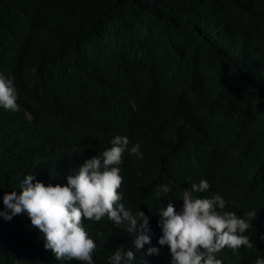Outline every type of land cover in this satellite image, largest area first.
Listing matches in <instances>:
<instances>
[{
  "label": "trees",
  "instance_id": "16d2710c",
  "mask_svg": "<svg viewBox=\"0 0 264 264\" xmlns=\"http://www.w3.org/2000/svg\"><path fill=\"white\" fill-rule=\"evenodd\" d=\"M0 72L14 78L20 105L0 109V197L19 194L26 174L65 184L122 131L144 153L120 173L123 201L150 216L151 245L160 248L141 264L170 258L157 244V207L179 210L182 191L210 177L230 182L222 188L229 211H256L245 217L254 247L219 257H264V0H0ZM162 183L173 191L157 198ZM85 228L95 264L132 247L107 217ZM0 264L62 262L22 213L0 218Z\"/></svg>",
  "mask_w": 264,
  "mask_h": 264
},
{
  "label": "clouds",
  "instance_id": "9594fccd",
  "mask_svg": "<svg viewBox=\"0 0 264 264\" xmlns=\"http://www.w3.org/2000/svg\"><path fill=\"white\" fill-rule=\"evenodd\" d=\"M17 101L14 78L0 72V109L18 111ZM139 142L135 136L116 131L105 148L70 170L63 185L45 184L35 179L37 174H26L19 183V194L14 190L0 197L4 205L0 218L7 222L17 214H26L31 225L42 233L44 248L50 249L62 264L72 260L95 264L97 245L85 221L98 222L104 217L114 228L130 234L132 244L130 248L118 247L107 258V264H141L144 257L158 255L160 248L151 245L150 216L139 207L133 212L123 201L125 180L122 182L120 173L124 174L129 156L143 158ZM172 191L170 183L157 184L155 188L157 198H166ZM180 199L183 204L179 210L169 202L158 206L155 213L161 231L157 244L167 246V263L233 264L219 257L226 252L222 249L229 248L235 254L242 246L254 247L246 234L250 223L245 217L252 219L256 211L242 216L229 211L228 200L215 179L191 182ZM145 245L150 246L141 251ZM253 264H264V257L258 255Z\"/></svg>",
  "mask_w": 264,
  "mask_h": 264
},
{
  "label": "bare ground",
  "instance_id": "6f19581e",
  "mask_svg": "<svg viewBox=\"0 0 264 264\" xmlns=\"http://www.w3.org/2000/svg\"><path fill=\"white\" fill-rule=\"evenodd\" d=\"M71 6V5H70ZM73 6V5H72ZM109 6V5H108ZM113 6V5H112ZM76 7V6H75ZM58 8V7H57ZM74 9V8H73ZM107 12H108V10H106ZM112 11V10H111ZM62 12V11H61ZM82 13V12H81ZM106 14V13H105ZM76 15V14H75ZM83 15V14H82ZM106 17V16H105ZM83 18V17H82ZM80 20V19H79ZM97 20V19H96ZM93 21V20H92ZM55 26V25H54ZM83 26V25H82ZM59 28V27H58ZM116 28V27H115ZM30 29V28H29ZM58 31V30H57ZM158 33H159V31H158ZM198 33V32H197ZM54 35V34H53ZM29 37V36H28ZM70 37V36H69ZM75 37V36H74ZM89 37V36H88ZM158 37V36H157ZM198 37H199V35H198ZM52 38V37H51ZM50 38V39H51ZM63 38V37H62ZM67 38V37H66ZM160 38V37H159ZM23 39H25V38H23ZM55 39V38H54ZM68 39V38H67ZM85 39V38H84ZM143 40V39H142ZM163 40V39H162ZM207 40V39H206ZM68 42V41H67ZM70 42V41H69ZM68 42V43H69ZM78 42V41H77ZM122 42V41H121ZM147 42V41H146ZM164 42V41H163ZM139 43V42H138ZM152 43V42H151ZM165 43V42H164ZM143 44V43H142ZM73 45V44H72ZM127 45V44H126ZM150 45H152V44H150ZM206 45V44H205ZM71 46V45H70ZM148 46V45H147ZM144 48H146V46H143ZM142 47V48H143ZM166 47V46H165ZM168 48V47H167ZM86 49V48H85ZM116 49V48H115ZM126 49V48H125ZM147 49H149V48H147ZM181 49V48H180ZM115 52H116V50H115ZM115 52H114V54H115ZM132 53V52H131ZM161 53V52H160ZM167 53V52H166ZM114 54H113V56H114ZM126 55V54H125ZM131 55V54H130ZM161 55V54H160ZM204 55V54H203ZM134 56V55H133ZM68 58V57H67ZM85 58V57H84ZM157 58H159L158 57V55H157ZM164 58V57H163ZM166 59V58H165ZM164 59V60H165ZM181 59V58H180ZM160 60V59H159ZM163 60V59H162ZM199 60V59H198ZM196 61V60H195ZM200 61V60H199ZM86 62V61H85ZM204 62V61H203ZM200 63V62H199ZM207 63V62H206ZM208 64V63H207ZM211 64V63H210ZM88 65V64H87ZM201 65V64H200ZM73 66V65H72ZM89 66V65H88ZM206 67V66H205ZM59 68V67H58ZM210 68V67H209ZM212 69V68H211ZM61 70V69H60ZM82 70V69H81ZM188 70V69H187ZM214 70V69H213ZM91 71V70H90ZM123 71V70H122ZM56 72H58V71H56ZM68 72V71H67ZM109 72V71H108ZM112 72V71H111ZM179 72V71H178ZM28 75V74H27ZM211 77V76H210ZM214 77V76H213ZM180 78V77H179ZM34 79H36V78H34ZM77 79V78H76ZM37 82V81H36ZM73 83V82H72ZM128 83V82H127ZM175 83V82H174ZM212 84V83H211ZM235 84V83H234ZM176 86V85H175ZM210 89V88H209ZM232 89V88H231ZM230 94V93H229ZM217 95V94H216ZM233 96V95H232ZM229 98V97H228ZM171 108V107H170ZM212 149V147L211 148H209V151H212L211 150ZM245 160L244 161H246L247 162V159L246 158H244ZM261 159V158H260ZM210 177V176H209ZM212 177H210V179H211ZM209 179V180H210ZM217 180H219V179H217ZM230 182H224L223 184H222V186H220V188H223L224 186H227L228 184H229ZM209 185H210V187H214V185H213V183H212V181H209ZM10 191V190H9ZM127 208H129L128 206H126ZM9 222V221H8ZM3 224V223H2ZM153 225V224H152ZM7 226V225H6ZM25 226V225H24ZM24 229H25V227H24ZM125 231V230H124ZM130 237V236H129ZM128 237V238H129ZM131 242V241H130ZM30 251V250H29ZM18 255V254H17ZM33 256V255H32ZM19 257V256H18ZM20 261V260H19ZM18 261V262H19ZM23 261V260H22ZM21 263V262H20ZM37 263V262H36Z\"/></svg>",
  "mask_w": 264,
  "mask_h": 264
}]
</instances>
